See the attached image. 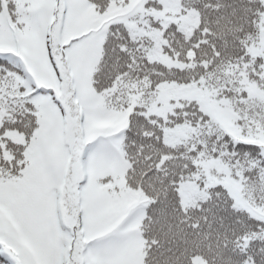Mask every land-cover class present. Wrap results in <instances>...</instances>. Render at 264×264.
Segmentation results:
<instances>
[{
	"label": "trees",
	"instance_id": "obj_1",
	"mask_svg": "<svg viewBox=\"0 0 264 264\" xmlns=\"http://www.w3.org/2000/svg\"><path fill=\"white\" fill-rule=\"evenodd\" d=\"M89 1L98 11L109 2ZM29 2L7 0V13L15 19L13 7ZM168 8L175 19L108 23L91 73L96 91L109 90V106L137 98L120 141L127 185L151 198L141 221L143 264H264V218L237 198L264 213V148L251 140L264 133V0H169ZM166 57L184 65H166ZM20 74L16 55L0 52V161L7 163L0 170L11 178L26 173L28 136L38 126L34 98L43 90ZM157 93L172 107L146 114ZM220 105L229 106L226 118L239 134L215 116Z\"/></svg>",
	"mask_w": 264,
	"mask_h": 264
},
{
	"label": "rangeland",
	"instance_id": "obj_2",
	"mask_svg": "<svg viewBox=\"0 0 264 264\" xmlns=\"http://www.w3.org/2000/svg\"><path fill=\"white\" fill-rule=\"evenodd\" d=\"M148 1L109 0L98 11L89 0H30L28 6L13 7L12 19L7 0H1L0 52L16 55L23 73L18 78L27 76L33 87L45 90L34 98L38 126L28 136L32 153L26 173L5 182L15 181L30 194V215L57 260L61 251L67 260L71 249L78 264H143L140 226L151 199L127 186L120 141L137 98L133 95L123 108L109 106V90L96 91L91 73L108 23L135 26L150 16L176 18L169 0H159V6ZM165 64L182 67L184 62L166 57ZM192 92L187 98L192 99ZM208 97L200 100L208 105ZM171 107L157 93L145 113L164 115ZM227 107L213 106L215 116L239 134L226 118ZM251 140L264 148L263 132ZM234 188L240 191L238 183ZM237 195L252 216L264 218L259 207Z\"/></svg>",
	"mask_w": 264,
	"mask_h": 264
},
{
	"label": "snow or ice",
	"instance_id": "obj_3",
	"mask_svg": "<svg viewBox=\"0 0 264 264\" xmlns=\"http://www.w3.org/2000/svg\"><path fill=\"white\" fill-rule=\"evenodd\" d=\"M0 164L7 167L5 161ZM15 175L14 170L12 176ZM6 180L10 181L11 177L0 170V264H78L71 257V249L67 260L62 251L58 260L52 255L48 239L30 215L33 206L30 194L17 182L6 183ZM83 235L81 232L80 237ZM64 246L61 241V249Z\"/></svg>",
	"mask_w": 264,
	"mask_h": 264
}]
</instances>
